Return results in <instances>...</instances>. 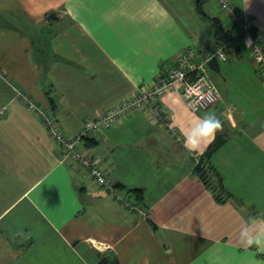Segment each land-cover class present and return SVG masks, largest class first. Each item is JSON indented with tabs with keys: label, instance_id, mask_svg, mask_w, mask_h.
Wrapping results in <instances>:
<instances>
[{
	"label": "crops",
	"instance_id": "0c3cea01",
	"mask_svg": "<svg viewBox=\"0 0 264 264\" xmlns=\"http://www.w3.org/2000/svg\"><path fill=\"white\" fill-rule=\"evenodd\" d=\"M230 1L264 43V0ZM196 2L0 0V264H96L101 255L121 264H264L239 239L251 219L264 227V76L217 0L204 9L235 48L219 73L211 69L220 99L206 110H191L180 85L160 99L167 121L137 112L89 131L73 155L15 90L77 136L87 120L156 85L185 49L215 46ZM209 113L223 121L225 142L202 159L210 145L189 152L181 129ZM201 162L222 179L226 202L196 175ZM94 167L113 188L96 182ZM135 188L144 199L128 192Z\"/></svg>",
	"mask_w": 264,
	"mask_h": 264
},
{
	"label": "built area",
	"instance_id": "2783aa9c",
	"mask_svg": "<svg viewBox=\"0 0 264 264\" xmlns=\"http://www.w3.org/2000/svg\"><path fill=\"white\" fill-rule=\"evenodd\" d=\"M217 1L221 8L231 16L233 22L237 24L238 36L248 42L264 76V43L262 37L253 28L250 17L246 12L235 10L230 0ZM234 48L235 39L229 36L216 43L211 50L199 52L191 48L185 49L176 67L167 76L161 77L156 85L142 89L131 97L121 99L100 117L89 120L90 122L85 125L84 131L74 137L67 135L61 129L51 109L40 106L32 97L19 90L16 85L14 86L17 96L21 97L27 108L41 117L52 139L64 145L66 150L74 155L78 153L77 143L89 131H99L110 127L137 112H144L159 122L167 121L168 117L161 109L160 99L167 92L178 88L180 85L183 87L182 95L191 110H206L216 105L220 99V92L211 78L209 63L213 58H218L219 61H227ZM7 110L8 106L5 105L1 108V113ZM92 175L101 187L113 188L110 176L100 167H94ZM115 191L117 197L123 200V194L119 193L117 189Z\"/></svg>",
	"mask_w": 264,
	"mask_h": 264
},
{
	"label": "clouds",
	"instance_id": "9594fccd",
	"mask_svg": "<svg viewBox=\"0 0 264 264\" xmlns=\"http://www.w3.org/2000/svg\"><path fill=\"white\" fill-rule=\"evenodd\" d=\"M218 132H223L222 121L215 114H206L191 124L187 131L181 129L183 146L189 152H200L216 139ZM240 242L246 247H255L257 252L264 253V227L257 226V221L251 219L241 226Z\"/></svg>",
	"mask_w": 264,
	"mask_h": 264
},
{
	"label": "trees",
	"instance_id": "16d2710c",
	"mask_svg": "<svg viewBox=\"0 0 264 264\" xmlns=\"http://www.w3.org/2000/svg\"><path fill=\"white\" fill-rule=\"evenodd\" d=\"M204 3H205V0H197V2H196L197 10L201 14V16H203V18H205V19L209 18L213 22V25L215 28L216 40H217L216 43H218L221 40H224L227 38L228 32L225 30L223 23H222V20H220V18L212 17V16L208 15V13L204 9ZM51 101L54 102L52 98H51ZM224 142H225V139L223 137L222 132H218L216 139L214 140V142L212 144H210V146L206 150L205 156H202V159H208L210 156H212V154L220 146H222L224 144ZM207 170H208V167L205 166L204 163L201 162L196 166L195 173L206 185H208V187H210L212 182L209 178ZM215 174L216 175L218 174L217 171ZM216 183L218 184V187L217 188L214 187L213 189L215 190L217 201L219 203L226 202L227 198H229L232 195L226 191V189L223 185V181L220 177H218ZM122 188H123L122 185L116 184V186H115V189H122ZM128 192L131 193L132 195H135L136 199H138V200L144 199V191L141 188L130 189ZM224 192L227 195L223 198L221 196V194L223 195ZM96 264H121V263H120L119 259L115 256L101 255Z\"/></svg>",
	"mask_w": 264,
	"mask_h": 264
},
{
	"label": "water",
	"instance_id": "95a60500",
	"mask_svg": "<svg viewBox=\"0 0 264 264\" xmlns=\"http://www.w3.org/2000/svg\"><path fill=\"white\" fill-rule=\"evenodd\" d=\"M209 65H210V68H211L213 71H215V72H217V73H219V72L221 71V64H220V61L218 60V58H213V59L210 61Z\"/></svg>",
	"mask_w": 264,
	"mask_h": 264
},
{
	"label": "rangeland",
	"instance_id": "374dc122",
	"mask_svg": "<svg viewBox=\"0 0 264 264\" xmlns=\"http://www.w3.org/2000/svg\"><path fill=\"white\" fill-rule=\"evenodd\" d=\"M214 75V74H213ZM216 75H214V77H215ZM44 124V123H43ZM45 125V124H44ZM46 127V126H45ZM47 129V128H46ZM208 171V170H207ZM208 175H209V178H210V180H211V186H210V189H211V192L213 193V196L216 198V194H215V190L213 189L214 187L215 188H217L218 187V184L216 183L217 182V180L215 181V180H213L211 177H210V174H209V172H208ZM221 181V180H220ZM206 185V184H205ZM220 185V184H219ZM206 186H208V185H206ZM224 191V190H223ZM227 194L224 192V194L222 195L221 194V196L224 198L225 196H226ZM217 199V198H216Z\"/></svg>",
	"mask_w": 264,
	"mask_h": 264
},
{
	"label": "bare ground",
	"instance_id": "6f19581e",
	"mask_svg": "<svg viewBox=\"0 0 264 264\" xmlns=\"http://www.w3.org/2000/svg\"><path fill=\"white\" fill-rule=\"evenodd\" d=\"M89 122H90V121L87 120V121H86V124L89 123Z\"/></svg>",
	"mask_w": 264,
	"mask_h": 264
}]
</instances>
